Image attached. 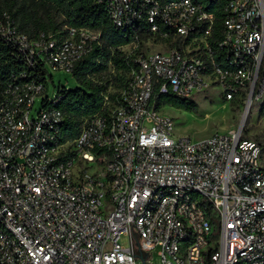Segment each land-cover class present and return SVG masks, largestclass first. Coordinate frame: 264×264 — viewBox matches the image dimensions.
I'll return each mask as SVG.
<instances>
[{
  "label": "built area",
  "instance_id": "obj_1",
  "mask_svg": "<svg viewBox=\"0 0 264 264\" xmlns=\"http://www.w3.org/2000/svg\"><path fill=\"white\" fill-rule=\"evenodd\" d=\"M98 1L116 27L152 36L122 48L123 84L74 140L63 137L50 82L72 73L100 33L29 39L0 21L30 66L46 68L42 80L0 85V264H143L141 255L151 264L156 249L162 264H264L261 146L241 131L177 136L152 102L156 89L194 100L218 87L260 108L264 0Z\"/></svg>",
  "mask_w": 264,
  "mask_h": 264
},
{
  "label": "trees",
  "instance_id": "obj_2",
  "mask_svg": "<svg viewBox=\"0 0 264 264\" xmlns=\"http://www.w3.org/2000/svg\"><path fill=\"white\" fill-rule=\"evenodd\" d=\"M207 9L221 16L219 6L208 2ZM6 18L18 33L29 39H37L42 34L63 38L70 28L100 33V42L93 44L92 51L76 63L71 73L76 88L60 89L56 95L60 101L55 106L62 113L61 130L66 141L76 139L84 121L101 112L103 95L110 86L117 89L123 84V76L130 70L131 62L122 48L134 42L142 47L152 36L146 28L124 30L116 27L107 5L98 0H0V21ZM45 72L42 62L31 67L18 44L0 33L1 86L42 80ZM109 74L112 80L105 81L103 77ZM152 102L156 110L165 106L190 112L199 110L193 99L161 94L157 89ZM259 114L264 116V104Z\"/></svg>",
  "mask_w": 264,
  "mask_h": 264
},
{
  "label": "rangeland",
  "instance_id": "obj_3",
  "mask_svg": "<svg viewBox=\"0 0 264 264\" xmlns=\"http://www.w3.org/2000/svg\"><path fill=\"white\" fill-rule=\"evenodd\" d=\"M152 49L161 50L162 47L158 44ZM103 79L110 81L112 75H106ZM76 86L71 73L53 72V82H50L49 94L56 96L60 89L72 90ZM194 101L199 105L198 112L169 106L162 108L163 114L173 118L177 136H187L193 141H199L214 133L241 131L242 138L252 140L261 146L264 161V116L259 114V106L253 104L251 108H248L244 102L227 101L225 94L218 87H208L202 93L197 94ZM39 106L40 101L38 100L35 109L37 110ZM120 243L128 247L130 245L128 236L122 234ZM149 260H151V264H162L158 249L149 254Z\"/></svg>",
  "mask_w": 264,
  "mask_h": 264
},
{
  "label": "water",
  "instance_id": "obj_4",
  "mask_svg": "<svg viewBox=\"0 0 264 264\" xmlns=\"http://www.w3.org/2000/svg\"><path fill=\"white\" fill-rule=\"evenodd\" d=\"M140 259L142 260V263H143V264H146V258H145L144 256L141 255V256H140Z\"/></svg>",
  "mask_w": 264,
  "mask_h": 264
}]
</instances>
